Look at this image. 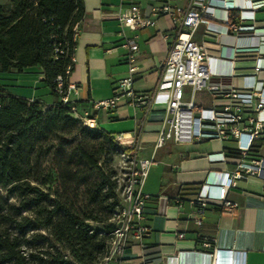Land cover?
I'll return each instance as SVG.
<instances>
[{"label":"crops","instance_id":"0c3cea01","mask_svg":"<svg viewBox=\"0 0 264 264\" xmlns=\"http://www.w3.org/2000/svg\"><path fill=\"white\" fill-rule=\"evenodd\" d=\"M82 2L84 13L76 28L74 67L68 76L78 85V94L71 96L76 110L91 120L92 127H101L137 145L138 157H154L142 186L143 192L150 195L146 201L150 213L144 220L150 228L149 234L141 241L130 238L122 256L109 264H222L214 262L230 256L244 264H264V174L238 179L227 191V198L237 202V207L226 209L216 202H208L201 223L194 221L197 213L194 199L199 191H205L208 183L223 182L222 171L233 167L235 140L202 138L188 143L168 140L154 148L157 128L169 98V88L160 87V82L170 77L164 60L174 35L166 17L159 16L154 25L137 30L139 49L133 89L137 94L151 96L149 107L141 109L125 100H119L113 108L94 106L95 101L113 96L118 91L119 79L127 74L128 64L123 59L126 49L121 44L120 32L130 35L132 31L121 25L119 15L132 2L146 10L158 1ZM172 2L184 4L186 0ZM256 16L264 18V10ZM208 25L216 30L215 35L204 33L205 23L194 34L195 40L205 42L208 53L205 63L211 72L208 82L222 88L252 82L253 54L237 57L233 54L235 45L247 44L249 40L244 36L237 39L225 32L221 23L211 21ZM43 78V70L38 65L21 72H0V83L11 93L49 104L58 97ZM184 98H192L202 106L212 103V95L206 88L191 95V88L185 86ZM259 141L260 138L253 141L250 157L264 155V146H256ZM220 151L228 156L226 162L210 160V154ZM116 159L117 155L115 163Z\"/></svg>","mask_w":264,"mask_h":264},{"label":"trees","instance_id":"16d2710c","mask_svg":"<svg viewBox=\"0 0 264 264\" xmlns=\"http://www.w3.org/2000/svg\"><path fill=\"white\" fill-rule=\"evenodd\" d=\"M83 13L82 0L0 4V72L38 65L58 97L44 104L0 83V264H96L113 229L114 157L131 149L72 116L54 89L73 70Z\"/></svg>","mask_w":264,"mask_h":264},{"label":"built area","instance_id":"2783aa9c","mask_svg":"<svg viewBox=\"0 0 264 264\" xmlns=\"http://www.w3.org/2000/svg\"><path fill=\"white\" fill-rule=\"evenodd\" d=\"M157 1V4H152L146 10L132 2L119 15L121 25L132 31L130 35L120 32L123 34L121 44L126 49L123 59L128 64L127 74L119 79L118 91L113 96L95 101L94 106L113 108L119 100H125L141 109L149 107L151 96L147 93L137 94L133 89L135 60L139 49L137 30L154 25L159 16L166 17L174 35L164 60V68L170 72V77L162 80L160 87L169 88V98L157 128L154 148L168 140L188 143L202 138H233L236 142L233 167L222 171L224 181L208 183V188L199 191L194 199L197 204L194 221L200 224L208 202L233 209L238 203L227 198V191L236 185L238 179L264 174V155L256 158L249 155L253 141L264 138V74L260 75L264 72V18L256 16L258 11L264 10V0H186L184 4L172 0ZM211 21L221 23L225 32L237 39L244 36L249 40L247 44L235 45L233 54L234 57L253 54L252 82L231 88L208 82L211 72L205 63L208 58L205 42L195 40L194 34L199 25L205 23L204 33L215 35L216 30L208 25ZM76 35L77 29L74 37ZM66 73L68 75L69 66ZM185 86L191 88V95L198 89L206 88L212 95L211 105L202 106L192 98L185 99ZM54 89L60 100L69 104L71 115L92 127L89 118L78 114L71 97L78 94V85L68 79L64 82V78L58 75ZM116 139L130 148L131 152H120L122 164L117 177L119 205L111 218L113 229L109 233L106 250L96 264L117 261L130 238L141 241L150 231L144 223L146 215L150 213L146 206L150 195L143 192L142 186L154 157H138L137 145L123 137L117 136ZM208 157L212 161L226 162L228 156L220 151ZM204 244L209 245V242ZM214 263L244 264L232 256Z\"/></svg>","mask_w":264,"mask_h":264},{"label":"rangeland","instance_id":"374dc122","mask_svg":"<svg viewBox=\"0 0 264 264\" xmlns=\"http://www.w3.org/2000/svg\"><path fill=\"white\" fill-rule=\"evenodd\" d=\"M3 1L7 2L8 0H0V2H3ZM135 1H141V3H143L145 0H135ZM116 162L117 163H115V165H116V168H117V170L119 172L120 171V165L122 164V157L120 156V153L117 154ZM1 192H3V191H1ZM9 198L11 200H14V198L12 196H9ZM43 246H44L43 248H45V249H48V250L50 249V247L47 246V245H43Z\"/></svg>","mask_w":264,"mask_h":264}]
</instances>
